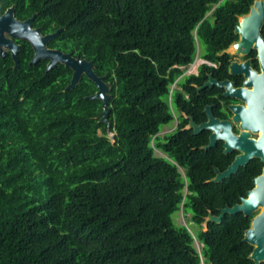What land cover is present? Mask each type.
I'll use <instances>...</instances> for the list:
<instances>
[{
	"label": "trees",
	"instance_id": "16d2710c",
	"mask_svg": "<svg viewBox=\"0 0 264 264\" xmlns=\"http://www.w3.org/2000/svg\"><path fill=\"white\" fill-rule=\"evenodd\" d=\"M251 3L0 0V14L12 5L19 20L35 14L43 35L61 28L48 46L91 61L110 86L107 131L85 75L64 90L71 69L30 64L25 40H17L16 67L10 54L0 58V264H254L242 241L250 217L226 213L200 227L208 212L246 196L262 163L210 182L232 155L220 145L200 149L206 136L176 131L166 147L156 138L151 145L173 119L168 96L179 66L194 61L196 43L215 60ZM180 207L197 226L199 252L172 220Z\"/></svg>",
	"mask_w": 264,
	"mask_h": 264
},
{
	"label": "water",
	"instance_id": "95a60500",
	"mask_svg": "<svg viewBox=\"0 0 264 264\" xmlns=\"http://www.w3.org/2000/svg\"><path fill=\"white\" fill-rule=\"evenodd\" d=\"M35 14L26 20H19L14 16V6L8 7L0 15V58L10 54L14 63V67L18 65V50L20 45L14 40L27 41L32 49L33 56L30 64H35L41 59L47 60L45 70L48 71L58 64H63L71 69V77L64 90L74 88L80 81L82 75H85L95 86L96 90L88 99L101 100V112L99 113V122L107 124L109 131V122L107 120L109 114V84L104 82L102 76H98L93 70V63L81 58L79 55L74 56L71 52L65 53L59 49H51L48 47V42L53 39L61 30L43 35L39 28H33L32 22ZM264 18V0H252L248 11L237 15V23L234 26L233 32L238 36V39L232 42L226 49L219 53H227L231 56L237 54L239 49L249 50L252 46L259 50V53H264V43L260 35V27ZM197 54V49L196 53ZM170 97V91L169 96ZM233 119H235L233 117ZM253 120L249 123H243L242 132L238 134L232 133L229 128V122H220L217 126L211 127L212 134L209 138L208 145L202 146L201 149H208L213 146L218 139L224 141V153L231 150H237L238 155L227 166L224 171L214 169L215 175L209 180L210 182H220L224 178H229L233 173H236L241 166H245L247 162L254 158L259 159L262 163V169L258 176L252 180V188L246 192L245 197L240 198V202L233 206L226 205L220 210L219 215H213L211 212L204 217L201 222V231L207 230L208 222L219 223L224 214H235L241 212L244 216L250 217L248 228L243 232L242 241L251 245L252 250L248 257L254 264L264 262V119ZM260 127L261 138L254 140L249 138L248 130ZM220 128V129H219ZM111 142H114L112 139ZM199 252V251H198ZM202 263V261H201ZM203 264V263H202Z\"/></svg>",
	"mask_w": 264,
	"mask_h": 264
},
{
	"label": "flooded vegetation",
	"instance_id": "af4514ba",
	"mask_svg": "<svg viewBox=\"0 0 264 264\" xmlns=\"http://www.w3.org/2000/svg\"><path fill=\"white\" fill-rule=\"evenodd\" d=\"M32 27L38 28L33 26V22ZM259 33L264 43V18ZM237 39L238 36L236 35L235 39L225 48L217 51L215 60L203 58L205 54L203 49L200 52L197 63L193 64L188 71L183 70V73L172 84L174 89L170 90L168 102L170 104V99L172 100L175 124L173 127L164 130L161 136L157 134L153 136L162 145L165 146L166 138L176 131H184L192 134L195 139L205 138L206 136V143L199 147L201 149L202 146L208 145L210 141L209 138L212 134L210 128L220 127L217 126L220 122H229L228 129L232 133L238 134L243 131L241 128L243 123H249L251 120L256 122L258 118L263 121L264 53L260 54L259 50L253 46L248 51L239 49L234 56L227 53H219ZM14 41L21 47L17 39ZM196 55L198 56V54ZM253 121L250 122L252 126ZM248 132L251 139L257 140L261 138L260 127L248 130ZM219 145L223 154L232 155L230 163L239 154L235 149L224 153V141L221 139H218L209 148L218 147ZM157 149L163 153L161 157L168 159L166 153L160 148ZM193 149H196V147ZM253 159H250L247 163ZM262 166L263 163L261 169ZM215 169L219 170L216 167Z\"/></svg>",
	"mask_w": 264,
	"mask_h": 264
},
{
	"label": "rangeland",
	"instance_id": "374dc122",
	"mask_svg": "<svg viewBox=\"0 0 264 264\" xmlns=\"http://www.w3.org/2000/svg\"><path fill=\"white\" fill-rule=\"evenodd\" d=\"M210 13H208L207 15H209ZM196 49H197V54H198V57L200 56V52L203 50V47L199 44V43H196ZM196 55V54H195ZM201 59V58H200ZM185 71V70H184ZM173 90L174 89V85H171L170 86V90ZM170 104H171V107H170V111H171V114H172V121L167 124V125H164L160 128V131L157 133V135L161 136L163 131L166 130V129H169L171 127L174 126L175 124V121H174V112L172 111L173 109V106H172V100L170 99ZM111 135L112 134H108V137L111 138ZM154 141H155V137L152 138V141H151V145L153 146L154 145ZM154 155L156 156H159L161 157V155H163V153H161L157 148H154ZM179 171L181 172L182 175H184V171L183 169L179 168ZM190 212L189 210H186L184 211L182 207H180V210L176 213H174L172 215V220L174 222V224L176 226H186L187 229H189V231L192 233L193 237H194V246L196 248L197 251H200L201 247H202V244L195 238V235H196V231H197V226H195L194 224H192L190 221Z\"/></svg>",
	"mask_w": 264,
	"mask_h": 264
},
{
	"label": "built area",
	"instance_id": "2783aa9c",
	"mask_svg": "<svg viewBox=\"0 0 264 264\" xmlns=\"http://www.w3.org/2000/svg\"><path fill=\"white\" fill-rule=\"evenodd\" d=\"M198 60H199L198 56L195 55L194 61H193L191 64H189V65L186 66V67H184V66H182V67L179 66V68H181V69H183V70H185V71H188V70L191 68V66H192L193 64L197 63Z\"/></svg>",
	"mask_w": 264,
	"mask_h": 264
}]
</instances>
